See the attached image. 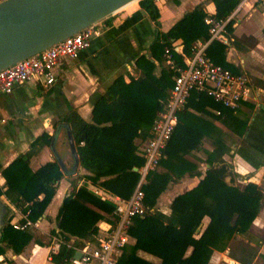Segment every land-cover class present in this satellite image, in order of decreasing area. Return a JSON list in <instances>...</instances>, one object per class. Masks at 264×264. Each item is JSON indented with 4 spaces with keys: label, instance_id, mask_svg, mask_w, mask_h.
<instances>
[{
    "label": "trees",
    "instance_id": "obj_1",
    "mask_svg": "<svg viewBox=\"0 0 264 264\" xmlns=\"http://www.w3.org/2000/svg\"><path fill=\"white\" fill-rule=\"evenodd\" d=\"M212 1L215 4L213 16L223 19L240 2ZM138 2L157 29L159 9L154 0ZM206 15L202 6L197 5L169 30L156 31L150 44L152 52L164 54L165 48H169L172 57V63L164 66L159 75L153 73L154 64L141 55L136 63L143 75L130 77L129 80L118 76L94 103L90 121L83 119L72 107L58 118L56 125H65L71 133L79 165L84 169L80 178L122 198L132 194L140 177L138 168L144 163L143 157L138 154L135 139L150 137L153 120L172 87L173 75L185 65L184 59L191 54L193 45L208 40V25L204 21ZM227 28L230 32L231 21ZM175 41H179L177 46ZM225 50L226 45L213 40L207 45L205 53L215 63L239 73L225 60ZM235 110L224 107L202 91H191L178 113L177 123L163 149L158 167L146 176L142 190L147 212L132 219L128 234L134 241L124 247L117 264H155L139 256L138 250L156 256L160 259L159 264H208L214 250H225L233 235L248 230L260 210L263 193L253 182L240 187L225 180L228 166L223 159L226 152L224 133L214 123L215 120L228 125L241 135L247 119H240ZM204 136L212 140L213 147L211 150L203 149V161L209 166L202 174L199 164L187 156L202 149ZM53 137L42 133L30 144L28 151L17 156L2 171L6 185L3 193L10 202L20 206L32 222L43 216L63 177V170L56 159L35 170L29 166L36 145H50ZM186 175L202 176L195 186L177 194L167 212H162L156 207L159 195L170 182H177ZM113 209L111 202L95 196L85 186L75 185L63 197L55 217L56 229H52L51 233L65 243L57 253L52 254L51 261L65 264L75 254L73 246L96 244L97 223L108 221ZM235 214L237 218L232 223ZM205 217L208 218L206 224L203 222ZM1 233L0 254L5 249L19 254L33 240L29 229H16L9 219H4ZM72 237L73 244L67 245ZM189 247L191 250L186 254ZM251 254L245 249L241 258H234V254L231 256L247 264Z\"/></svg>",
    "mask_w": 264,
    "mask_h": 264
},
{
    "label": "crops",
    "instance_id": "obj_2",
    "mask_svg": "<svg viewBox=\"0 0 264 264\" xmlns=\"http://www.w3.org/2000/svg\"><path fill=\"white\" fill-rule=\"evenodd\" d=\"M154 2L159 9L157 29L138 0L130 2L99 21V33L92 37L90 45L81 50L77 58H64L55 66V80L52 85L43 86L36 80H30L15 84L10 93H0V201L6 207V219L20 221L23 213L21 207L10 202L3 193L6 185L2 171L17 156L28 151L30 144L38 136L42 133L56 136L54 148L67 170L63 171V177L58 182L43 216L32 227L33 240L19 254L6 249L0 254V264H6L8 254L14 259V264H55L49 257V245L57 237L51 230L56 229L55 217L58 208L63 197L75 185L79 187L90 183L79 177L84 172L79 164L73 171L74 158L69 147L67 127L63 124L56 125L58 118L72 107L83 119L90 121L94 103L118 76L129 80L130 77L143 75L142 69L136 63V59L141 55H145L154 64L153 73L159 75L169 62L165 53L152 52L150 44L156 31L169 30L197 5H201L208 15L213 16L215 12L212 0ZM228 34L230 41L226 46L225 60L236 67L239 73L246 75L251 82V96L243 100L235 110L240 119H247V125L239 135L228 125L215 120L214 123L224 133L223 142L226 149L230 145L229 153L226 150L223 155L228 166L225 180L240 187L253 182L263 193L260 210L251 228L255 226L264 233V0H248L242 4L231 20V30ZM178 42L175 41L174 45L177 46ZM190 110L196 112L191 108ZM214 112L219 114L218 111ZM205 139L212 143L209 137L204 136L202 149L187 156L199 164L202 174L209 165L203 158L199 160L194 155L200 157L198 152L203 150ZM50 145H36L29 160L32 170L56 159ZM200 177L186 175L177 182H170L159 195L156 207L162 212H167L172 199L195 186ZM108 219L112 220L111 216H108ZM109 220L97 223V239L109 231L112 225ZM37 238L42 241V245L35 242ZM69 241L74 242V238ZM133 241L130 237L128 244ZM259 250H264V238ZM137 254L155 264L160 263V259L150 253L138 250ZM231 261L232 264L238 262L229 259V262Z\"/></svg>",
    "mask_w": 264,
    "mask_h": 264
},
{
    "label": "built area",
    "instance_id": "obj_3",
    "mask_svg": "<svg viewBox=\"0 0 264 264\" xmlns=\"http://www.w3.org/2000/svg\"><path fill=\"white\" fill-rule=\"evenodd\" d=\"M247 1L241 0L235 11L224 19L212 15L205 16L204 21L208 25V40L193 45L191 54L184 59L185 65L179 68L172 77V87L162 109L153 120L150 137L139 140L137 143L138 154L143 157L144 163L138 168L140 177L132 194L128 198H122L91 182L81 185L95 196L114 205L111 215L112 225L104 236L97 239L96 244L87 243L83 247L73 246L75 253L80 252L81 256L75 257L74 254L65 264H117L124 247L130 242L128 228L132 219L147 212L142 190L146 176L149 171L157 168L163 155V149L177 123L178 113L184 107L192 90L202 91L214 101L230 109H237L243 100L251 96V82L246 75L231 72L215 63L205 53L210 41L215 40L226 46L229 45L227 26L235 12ZM99 21L35 55L0 69V93H10L15 84L30 80H36L43 86L52 85L55 80V66L64 58H77L79 52L90 45L92 37L99 33ZM164 53L171 64L172 57L169 48H165ZM35 222L30 221L25 213L21 215L20 221H10L14 228L21 230H31ZM63 243L65 242L60 237H55L50 243V260L52 254L57 253ZM72 244L73 242H67V245Z\"/></svg>",
    "mask_w": 264,
    "mask_h": 264
},
{
    "label": "water",
    "instance_id": "obj_4",
    "mask_svg": "<svg viewBox=\"0 0 264 264\" xmlns=\"http://www.w3.org/2000/svg\"><path fill=\"white\" fill-rule=\"evenodd\" d=\"M135 0H3L0 2V69L39 53L84 27L99 21ZM67 137L74 167L79 164L68 129ZM58 132V130H57ZM51 148L61 169L66 168ZM137 170V168H134ZM6 207L0 201V238ZM237 215L232 218L235 222ZM228 254V251H226ZM80 252L75 257H80Z\"/></svg>",
    "mask_w": 264,
    "mask_h": 264
},
{
    "label": "rangeland",
    "instance_id": "obj_5",
    "mask_svg": "<svg viewBox=\"0 0 264 264\" xmlns=\"http://www.w3.org/2000/svg\"><path fill=\"white\" fill-rule=\"evenodd\" d=\"M139 140H140L139 138L135 139V143L137 144V142ZM203 147L207 150H210V148H212L213 145L209 139L208 140L205 139ZM226 150L229 153L230 145L227 147ZM198 154H200L199 155L200 157H198V155H194V156L199 160H201L202 158L204 160L205 153L203 152V150L201 152H198ZM73 167H74V164L72 165V168ZM228 173L231 174L230 171H228ZM76 178H78V175H77V177H74L75 180H76ZM4 219H6L5 215H4ZM7 219H9V218H7ZM207 221H208V218L205 217L204 221H203L204 224H206ZM251 225H252V223H251ZM251 225L246 232L233 235L231 237V239L229 240L227 248L225 250H223V251L214 250L212 252V255L210 257L208 264H230L229 259L233 258L231 255L234 254L233 255L234 258H239V257L241 258L244 254L245 249H247L249 252L256 254L258 252V250L260 249L261 241L264 238V233L262 232L263 230H259L255 226L251 228ZM30 231H31L32 237H34L33 230L31 229ZM35 242L38 244H39V242L42 243V241L40 239H38V240L35 239ZM26 247L24 248V250L26 249ZM190 250H191V247H189L187 249L186 254H188L190 252ZM5 251H6V249H5ZM226 251H228V254H226ZM7 256L8 257L6 258V264H14L15 261L13 258L10 257V254H8ZM231 263H232V261H231ZM237 263L240 264L241 262L238 261Z\"/></svg>",
    "mask_w": 264,
    "mask_h": 264
},
{
    "label": "flooded vegetation",
    "instance_id": "obj_6",
    "mask_svg": "<svg viewBox=\"0 0 264 264\" xmlns=\"http://www.w3.org/2000/svg\"><path fill=\"white\" fill-rule=\"evenodd\" d=\"M229 263L232 264L231 262H229ZM240 264H244V263H240ZM247 264H264V250H258V252L256 254L252 253L250 260H249V263H247Z\"/></svg>",
    "mask_w": 264,
    "mask_h": 264
},
{
    "label": "bare ground",
    "instance_id": "obj_7",
    "mask_svg": "<svg viewBox=\"0 0 264 264\" xmlns=\"http://www.w3.org/2000/svg\"><path fill=\"white\" fill-rule=\"evenodd\" d=\"M136 1V0H135ZM133 2V1H132Z\"/></svg>",
    "mask_w": 264,
    "mask_h": 264
}]
</instances>
